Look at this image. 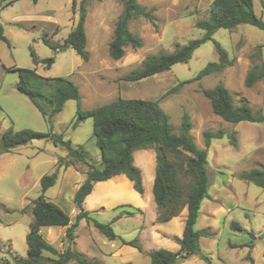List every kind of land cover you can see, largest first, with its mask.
<instances>
[{"label": "rangeland", "instance_id": "obj_1", "mask_svg": "<svg viewBox=\"0 0 264 264\" xmlns=\"http://www.w3.org/2000/svg\"><path fill=\"white\" fill-rule=\"evenodd\" d=\"M138 2L152 17L141 15L129 23L130 30L141 38L143 45L134 48L128 44L124 56L114 59L109 54V42L124 3L121 0H86L88 61L70 46L58 51L43 40L47 37L52 43H64L79 19V0L76 8L73 0H39L37 4L33 0H21L6 5L0 23L10 45L0 39L1 59L7 65L36 68L41 76L69 77L79 86L81 99H69L60 112L45 117L29 96L19 91V72L6 71L0 81V109L7 117L1 123L4 127L7 121V129L14 131L29 128L61 136L70 140L72 146L80 148L84 157L98 166L102 162L93 136V119L89 117L75 124L79 105L83 109L93 108L118 97L159 100L170 114L175 133L182 130L183 114L189 113L193 122L190 133L201 148H206L205 130L223 129L224 136L213 138L208 147L210 196L202 201L196 228L209 229L212 234L201 237V250L211 264H264V188L240 177L244 171L264 167V122L226 121L214 113L210 100L202 92L203 88L222 82L233 93L236 104L247 101L255 113H264V78L251 87L245 84L248 71L256 65L261 69L264 64V30L248 23L239 24L234 29L220 28L212 39L193 52L189 61L176 63L169 70L139 81H127L123 76L141 67L147 55L173 52L179 44L202 37L205 30L197 27L196 22L209 17L213 0ZM254 9L257 15L264 17V0H254ZM51 10H55V14ZM54 21L58 24L56 27ZM215 40L228 51L230 58L234 59L233 64L184 83L175 92L164 96L181 80L195 77L209 62L218 61ZM32 48L40 58L38 64L33 61ZM48 57H54L50 66L43 61ZM13 149L20 151L17 159L4 163L5 172H0V264L5 260L15 264L16 254L27 255L26 235L34 216L33 202L26 204L41 193L40 178L58 172L56 183L45 191L46 197L57 201L56 195H61L64 183L70 178V160L75 159L65 145L49 138L34 139ZM152 156L156 161L155 147H152ZM56 158L62 160L61 165L55 164ZM76 163L87 171L85 163L80 160ZM27 166L29 170H26ZM65 170L68 172L63 177ZM149 183L147 178V190L153 194V184ZM146 213L151 215L150 211ZM118 215L122 217L115 220ZM91 217L97 219L95 215ZM98 220L111 224L116 239L110 241L90 219V224L93 223L90 229L76 228L79 241L84 245L90 242V246L80 244V247L76 238L75 250L101 264H151L150 258L147 261L140 251L130 254L131 261L127 262L121 253L109 254L120 248L123 240L142 242L139 244L143 250L161 247L152 238V226L147 225L138 207L122 204L106 211L105 217L100 216ZM233 222L239 223L240 228L232 227ZM87 231L92 239L87 238ZM41 232L46 239L47 229ZM180 257L183 256L177 259ZM68 264L77 263L71 261ZM177 264L209 263L204 258L188 256L180 258Z\"/></svg>", "mask_w": 264, "mask_h": 264}, {"label": "trees", "instance_id": "obj_2", "mask_svg": "<svg viewBox=\"0 0 264 264\" xmlns=\"http://www.w3.org/2000/svg\"><path fill=\"white\" fill-rule=\"evenodd\" d=\"M14 1L16 0H0V9ZM77 1L73 0L74 8L77 6ZM79 1V19L65 37L64 43H52L47 37L43 40L58 51L70 46L84 61H88L90 55L86 49L85 27L87 6L86 0ZM121 1L124 3V9L115 22L113 36L109 42V54L114 59L124 56L125 47L128 44L134 48L143 45L141 38L130 30V21L141 15L152 19L150 13L138 0ZM242 23L252 24L264 30V17L256 14L254 0H213L209 17L196 22L197 27L205 30L202 37L192 39L183 45L179 44L173 52L147 55L141 67L125 74L123 79L139 81L169 70L176 63L187 62L193 52L201 44L212 39L218 29H234ZM0 39L10 45L1 23ZM215 48L219 55L218 61L209 62L195 77L181 80L179 84L166 91L164 96L175 92L184 83L200 79L233 64L234 59L230 58L228 51L217 40H215ZM31 54L33 61L38 64L40 58L33 48ZM43 61L50 66L54 62V57L45 58ZM8 69L19 72V91L28 95L45 117L60 112L67 100L79 101L81 99L79 86L69 77L41 76L36 68L17 66ZM262 78H264V64L261 69L256 65L248 71L245 84L248 87L254 86ZM34 81H38L39 84L37 82L34 85ZM202 92L210 100L214 113L226 121L233 123L264 122V113H255L247 101L236 104L233 93L222 82L213 87H205ZM89 117L93 119V136L100 150L101 166L89 162L84 157L83 151L72 146L70 140L55 136L53 133L34 131L29 128L18 131L7 129L0 137V154L34 139L49 138L55 143H62L69 149L70 154L75 157L70 160V164L74 165L76 160H80L88 167L86 179L74 196L81 211L73 223H71V216L58 203L45 196V191L56 183L58 172L44 174L41 177V193L33 201L34 218L30 222V230L26 235L27 255L16 254L15 264H68L71 261L77 264H101L99 260H92L73 248L79 220L82 217L93 219L83 210L82 202L92 191L95 182L107 180L118 174H125L134 182L135 189L143 193L142 171L134 163V152L150 147L156 149V170L152 188L158 209L156 221H168L179 215L183 208L188 209L183 235L176 238L180 244V250L172 251L166 248L151 250L148 252L151 264H177L176 259L180 255L185 258L197 255L211 264L209 257L201 250L200 239L212 233L209 229H197L196 223L203 199L210 196L207 167L208 147L213 138L223 137L225 131L223 129L205 130L206 148H201L190 133L193 122L189 113L186 111L183 114L182 130L180 133H175L170 114L160 105L159 100L155 99L118 97L109 103L93 108L83 109L79 105L75 124ZM232 141L235 144L236 138L234 137ZM61 162L62 160L59 159L58 164L61 165ZM240 177L264 188V167L244 171ZM93 223L109 240L116 239L117 234L110 223L96 219H93ZM52 225L68 226L65 238L67 246L62 251L49 243L40 232L42 227ZM232 227L240 228V224L233 222ZM123 242L143 251L142 246L136 240H123ZM45 251L50 254H44ZM4 264H11V262L5 260Z\"/></svg>", "mask_w": 264, "mask_h": 264}, {"label": "crops", "instance_id": "obj_3", "mask_svg": "<svg viewBox=\"0 0 264 264\" xmlns=\"http://www.w3.org/2000/svg\"><path fill=\"white\" fill-rule=\"evenodd\" d=\"M17 1L19 2L21 0H16L9 5H13ZM33 1L36 4L39 2V0H33ZM3 9L4 7L0 9V17H2L3 13H5ZM51 11L53 14H55V10H51ZM57 25L58 24L54 21L53 26L56 27ZM73 28L74 27L72 26V29ZM11 67H17V65H13V66L7 65L0 57V81L1 79H3L2 77L4 73L6 71H10V69L8 68H11ZM0 110H1L0 123H1V120L3 123L6 120L7 116L3 112L2 109ZM2 123L0 124V133L3 134L6 131L9 124L7 125V121H6L5 126L3 127ZM18 150L19 149H16V150L12 149L11 151L3 152L0 154V172L2 173L5 172V169L3 168V166L5 165L4 163L9 162V161L11 162L17 159L18 152H20ZM54 161L56 164L58 162V159L56 158ZM134 163L142 171V180H143V185H144L143 193H140L135 189L134 182L130 180L125 174H118L107 180H101V181H97L94 183L92 191L85 197V199L82 202L83 210L88 213L89 217H91V215H95L97 217L96 220H98L100 216L105 217L106 211L115 209L119 205L133 204L134 206L138 207L142 211L144 220L147 223V225L152 226L151 235H152V238L155 240V243H157V246H161L159 248H166L172 251H179L180 244L176 240V238L182 237L183 235L185 222H186V218L188 215L187 207L183 208L179 215L174 216L170 220L165 221V222H157L156 221L157 214H158L157 204L154 199V194H150L148 192L147 190L148 186L146 185L147 178L150 182L149 184H153L154 178H155L156 161L153 159V156H152V147L136 150L134 152ZM71 166L72 167L69 168L72 170L70 174V178L67 182L64 183L61 189V193H60L61 195L59 194L56 195L57 201L55 202L58 203L71 216V223H73L76 220L77 214L81 211V208L77 205V203L74 200V196L79 186L86 179V171L82 168L80 169V166L78 163L71 165ZM26 170H29V166H27ZM67 172L68 170L64 171L63 177H65ZM47 198L50 199L48 196ZM33 201L34 200H31L26 205L31 204ZM31 205L33 206V203ZM148 211H150L151 213L150 216H148L146 213ZM211 213L212 215H214V212H211ZM120 217H122V215H118V217L114 219L116 220L117 218H120ZM89 220L90 219H87V217H82L78 222L77 228L82 226V227H86L90 229L93 223L90 224ZM91 220L93 221V219ZM29 227H30V224H29ZM67 227L68 226H63V225L44 226L40 229V232L44 228L47 229L46 240L52 245H54L58 250L62 251L67 246V242L65 239L67 235ZM143 228H145V226H143ZM86 235H87V238L89 237L90 239H92L91 234H89L88 231ZM76 238L78 239L77 240L78 245L80 246L81 244L83 246L84 244H82L79 241L78 229H77ZM82 241L84 242V240ZM86 241L87 240L85 239V242ZM104 241L105 240H103V242ZM110 241H113V240H110ZM89 243L90 242H88V244H85L84 247L90 246ZM138 243L142 245V242H138ZM139 251L143 253V255L146 257V260L148 261L150 256H148L149 254H147V252L149 250L146 249V250L141 251L137 247L124 243V242L121 244L120 248H118L117 250L109 254L117 255L121 253L124 259V262H127V261H131V256H129L130 254L139 252ZM100 252L104 253L103 251H100ZM44 254L49 255L50 253L48 251H45ZM123 255H125V257ZM192 257L197 258L199 256L194 255ZM150 261H151V258H150Z\"/></svg>", "mask_w": 264, "mask_h": 264}, {"label": "water", "instance_id": "obj_4", "mask_svg": "<svg viewBox=\"0 0 264 264\" xmlns=\"http://www.w3.org/2000/svg\"><path fill=\"white\" fill-rule=\"evenodd\" d=\"M180 258H182V259H183V257H180ZM180 258H179V259H180ZM179 259H176V263H178V262H179Z\"/></svg>", "mask_w": 264, "mask_h": 264}]
</instances>
